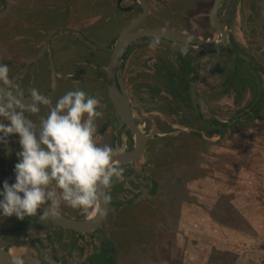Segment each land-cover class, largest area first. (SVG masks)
Wrapping results in <instances>:
<instances>
[{"label":"rangeland","instance_id":"1","mask_svg":"<svg viewBox=\"0 0 264 264\" xmlns=\"http://www.w3.org/2000/svg\"><path fill=\"white\" fill-rule=\"evenodd\" d=\"M186 2L190 1L151 0L149 24L157 23L162 27L186 30L196 34H199L201 27L203 29V25L206 24L208 25L206 30L210 28L211 35L218 39V32L213 25L210 26L207 16L211 3L191 6ZM28 4V0H0V63L8 65L9 75L13 82L17 83L18 79H29L30 69L34 67L35 78L39 81L35 88L44 93L43 89L50 84V81L42 76V70L46 67L47 71H50L52 92H55V89L62 92V89L67 87L66 84L68 85L70 80H73L78 84L82 82L79 88L83 87L82 90L88 94L104 95L105 72L110 54L107 55V52L99 51L89 45L79 34H73L79 36V42L77 40L72 45L69 42L70 38L63 36L67 33L62 31L59 32L53 47L55 50L56 42L62 38L61 43L65 45L64 50L59 53V50L53 51L51 48V52L44 56H35L37 51L36 49L30 50L31 43L23 37L20 40L21 36L28 38L29 31L27 29L28 32L25 33L24 25H27L25 21L24 24L19 22V18L22 22L23 15L21 17V14L17 15V8H21L25 13ZM223 13L230 33H233L241 41V47L246 48V51L264 67L263 1L239 0L231 18H228L229 7L227 5L223 7ZM90 15H84L82 18L86 20L91 17L90 22H92V19L97 17ZM129 18L116 26L112 21H109V24H103V17H100L97 20L99 24L96 23L94 30H90L92 28L90 26L87 29L88 21H85L86 34L90 31L87 39L107 46L115 34L120 32L122 25L129 22ZM40 19L41 26L51 25L48 15L41 14ZM72 22L71 19L70 23ZM72 28L76 26L73 25ZM16 38L22 43H16ZM151 40L135 43L130 53L131 63H127L126 66L127 78L131 79L134 75L142 73L146 65L154 71V64L159 63L161 56L166 55L165 50L175 51L184 46L176 42L161 40L157 49L153 51L148 46ZM230 49L228 46L212 54L208 64L202 60L197 70L199 84L194 85V89L198 92L197 104L200 102L199 104L204 108L199 107L197 113L204 116L206 111L207 114L210 111L213 119L226 120L236 126L229 128L222 135L214 133L211 143L206 138L205 141L203 137L195 134L202 128L191 114L193 109H190V112H182L185 119L181 123L187 126L188 130L193 128L196 131H183L178 127L177 116L170 115L171 113L169 116L161 113L166 110L171 111L168 109L173 108L165 93L162 92L161 101L163 102L159 103L157 100H142L141 93L133 90L134 95L130 98L133 100L135 118L143 131L146 132V127L149 129L146 133L149 137L151 156L161 159L163 155H173L174 160L169 162L170 165L165 164L161 172L160 170L156 172L161 184L158 197L159 208H156L157 210L152 208L154 210L152 212L148 210L141 212L146 221H152V225L150 224L147 228L149 234H146V247L140 248L141 252L133 255L129 261L122 260L118 264H190L192 256L186 244L193 242L194 238L198 240L200 236L202 237L204 216L212 219L214 227L219 226L223 229L221 232L214 231L210 238V241H214L211 244L212 260L206 264H264V110L261 112L264 104L262 108H259L257 104L258 91L263 88L262 83L264 84L262 74L264 71L261 69L260 72L256 71V78L253 72H255L257 63L253 64L242 59L243 66L250 70L256 82L255 85L246 82L242 84V87L238 86L231 73L238 57L234 50ZM225 52L228 61L215 67V60ZM69 61L73 63L70 69L73 73L81 76L84 72L81 76L84 78L82 81L76 78L57 80L59 72L66 73L62 64ZM211 66H213L212 70ZM210 73L213 78L205 82V77H208ZM42 111L44 112V109ZM107 112L110 119H113L114 115L110 112V106L107 107ZM115 119L119 124L117 116ZM238 122H244V124L237 125ZM18 139L16 134H12L7 144H0V182L4 183L7 180L11 184L15 179L16 153L20 151ZM127 140L128 138H125V141ZM141 164L138 165L141 166ZM147 178L150 180L153 177L148 175ZM149 183L150 181L144 180L143 184L146 189ZM0 185H2L0 188L2 190L3 184ZM144 195L145 193L135 202H140V198ZM155 199L152 197L149 200ZM113 216L115 220L112 219ZM120 216L121 214L111 215L109 222L119 221ZM129 216L132 221L136 218L133 225L142 226L136 214ZM236 229L237 233H242L246 239V241L243 239L239 245L234 235ZM221 234V238H226L227 241L221 243V238H219ZM205 236L206 233L203 237L204 241H208L209 238Z\"/></svg>","mask_w":264,"mask_h":264},{"label":"flooded vegetation","instance_id":"2","mask_svg":"<svg viewBox=\"0 0 264 264\" xmlns=\"http://www.w3.org/2000/svg\"><path fill=\"white\" fill-rule=\"evenodd\" d=\"M146 1L151 11V0ZM189 1L190 2H186V4L191 6H198L201 4L206 5L211 3L209 14L207 16L209 17L208 21L210 22V26H212L213 24L211 21L210 11L215 0ZM262 1L264 4V0ZM37 2L39 4L38 6L42 8L43 13L41 14L48 15L51 20V25L49 26V29L55 28L60 32L64 31L76 35L79 34L84 37L85 40L87 39L85 35H88L86 34L87 32L84 29L85 21H88V23H86L87 29L90 26L92 27L90 30H94L96 25L99 24L97 23V20H99L100 17H103V24L112 21L114 25L118 26L119 24L127 20V18H129L130 16L131 17L128 19L129 22L138 15H140L142 12L141 8L138 6L137 0H82V2L81 0H31V3L34 6L37 5ZM238 2L239 0H231L230 2L229 0H225L219 9V20L220 23L226 28L228 36L226 44L218 51L205 52L196 49L192 46H187L179 43L182 46L184 45L183 47H188L187 55L181 54L180 48H177L175 51L165 50L166 55L164 57L161 56L162 58L159 59L160 62L154 64V71L149 69L148 65H146V67L143 68L142 73H140L139 75L136 74L133 78L129 79L126 77L125 71L127 63H131L130 61L132 60V56H130V53L135 43L142 40H150L153 39V37L141 38L134 41L126 50L123 61L124 80L129 98L130 96L133 97V92L135 91L141 93V96H143L142 100H157L159 101V103H161L163 102L161 101L163 95L162 92L165 93V95L169 97H167V100H169L173 104H170L173 108L168 109L171 111L166 110L160 112L166 114L167 116H169V113H171L170 115L177 116L176 121H178V127L183 129V131L192 132L196 131V129L190 128V130H188L189 128L185 125H182L181 121L185 119V115H183L182 112H190V109H193V112H191V114L193 118L198 120V125L202 128L199 130V132L195 134H198L199 136L203 137V140H205L206 138L210 141V143L213 140L212 135L214 133L222 135L226 132V130H229V128H235V124H231L229 123V121L220 120L219 118L213 119L210 111H208V114L206 111V114L204 116L197 113L198 108L202 107V105L199 104L200 102L197 104V98L199 97L197 96L198 92H196V89H194V87L199 82L197 79V70L199 68V65H201L202 63V60H204L205 63L208 64V60L212 54L216 52L218 53L224 50V48H227L228 46H230V48L234 50L238 59L245 58L253 64L255 62L257 63H255L256 69L255 72H253V75L256 78V71L259 70L260 72V69L264 71V67L261 65V63L258 62L253 55L249 54L246 51V48H244L243 46L241 47V41L238 40L233 33H230L227 24L225 23V14L223 13V7L225 5H227L228 7H230L231 5L233 6L232 12H229L228 14V18H231L234 9L238 5ZM183 5H185V3H183ZM38 9L39 8L36 6L35 10H37L36 12L41 18V11H38ZM17 10L18 16L24 13L21 8H17ZM30 12H33V10L30 9ZM74 12L77 15L75 17L74 23L76 26H78V29L70 28L68 26V19L71 15H73ZM31 14L33 15V13ZM90 14H92L93 16H97L96 18L92 19V22H90L91 17L87 18L86 20L84 19V17L82 18V16H89ZM149 18L150 13L137 29L162 27L157 23L149 24ZM128 23L123 24L122 28L119 31H121L126 25H128ZM207 26L208 25L206 24L203 25V29L201 27L199 34L186 30L180 31H185L198 35L201 38L205 40H210L212 42L214 40H219V32V38L216 39L213 37V35H211L212 33L210 31V28L209 30H206ZM55 31H51L48 38L52 36ZM118 33H116L115 36ZM70 37L72 39H70L69 42L72 45L75 44V39L72 36ZM78 37L79 36H77V39ZM56 40L57 39H54L53 41L55 42ZM166 41L172 42L170 40ZM235 45H237V47H235ZM51 48L53 51L56 50H54L53 45ZM241 51L248 53L250 56L254 57L255 60L249 56L243 55V52ZM47 53L48 49L46 48L44 54ZM220 55L222 56H220L219 59L215 60V67L222 65L224 61H228L226 52ZM62 65H64L66 73H64V71L59 72L57 80H70L76 78L82 81V79H84L81 77L83 76L84 72H82L80 76L70 70L71 66L73 65L72 61L66 62ZM259 65L261 66L259 67ZM212 69L213 66H211V70ZM30 72L31 75L29 79L16 80V82L20 84L21 89L24 90L26 93L24 97L25 100H30V96L27 94V90L30 88H35V86L38 85L37 83L39 82L35 78L36 71L34 67L30 69ZM49 73L50 71L48 72L46 67H44L42 70V76L46 77V80L48 79L50 81V84L47 86L46 89H43L44 93L42 94L50 96L53 100V103H55L56 100L63 94H65L67 91L83 89V87L79 88L80 86H82V82L78 84L73 82V80H70L69 84H66L67 87H62L63 89L61 88L62 92L58 91L57 89H55V92H52L53 89L51 88V78H49ZM262 74L264 75V72ZM85 75L86 74H84V76ZM212 78L213 77L210 73L208 77H205V82L210 81ZM74 84L78 85L74 86ZM262 87L264 88L263 83ZM104 90L105 94L102 96H99L98 93H89L90 95L98 97L100 99L101 107L98 108V110L103 112V117L98 118L96 121L98 122V131L96 134V137L98 138L96 140L101 146L107 144L113 147L116 153L130 152L135 147L134 134L122 121L119 124L116 123L115 118L118 115V112L113 106L109 97L106 75ZM260 91L257 96V102H261V100L263 99L262 95L260 94ZM173 93H175L176 95H174ZM209 97L211 98V93L209 94ZM130 101L134 113V107L132 105L133 100L130 98ZM108 106H110L111 114L114 115L113 119H110L111 117L108 116ZM260 106L261 105L258 104V107ZM41 108L44 109V112L41 109L39 115L46 116L47 113L45 111H48L47 107L45 109V106H41ZM263 110L264 107L262 108L261 112H263ZM192 116L190 115V117ZM29 118H31L36 123L39 122V118L36 115H30ZM135 122L141 129V126L136 121V118ZM243 124L244 122H238L237 125ZM121 127L123 129H121ZM144 127H146V125ZM145 130L147 132L149 129L146 127ZM143 132L146 134V145L144 148V153L136 162L128 165H122L124 167V179L122 181L115 182L113 186L107 190L108 194L111 196V201L109 204H107V210L104 221L97 229L93 231H80L77 229L62 226L54 222L50 218L41 221L37 216L26 217L25 219L20 220L15 215H13L9 217L8 221L3 225V228L0 231V248L9 250L14 259L23 258L25 264H118L119 261L125 260L127 262L131 259L133 255H138L141 252L140 248L143 249L146 247V234H149V231H147L149 225L146 224L147 221L145 220V216L141 215V212L143 210H148L152 212L154 211L152 210V208L156 209L160 206L158 197L161 184L156 172L159 170L161 172V169L164 167L165 164L170 165L169 162L171 160H174L173 155H163L161 159H157L155 156H151V152L149 151V137L145 131ZM16 136H18V134H16ZM125 138H128V140L125 141ZM18 159L19 158L16 155V163L18 162ZM139 163H142L141 166L138 165ZM148 175H151L153 178L148 180ZM144 180L150 181L148 189H146L143 184ZM12 182L14 183L15 179H13ZM0 184H3V182H0ZM1 186L2 185H0V188ZM52 189L59 192V189H57L55 185H52ZM143 193H145V195L143 196V198H140V202H135V200H137L139 197H142ZM130 195L131 198H129ZM152 197L156 199L150 201L149 199ZM149 202H151V205L148 204ZM93 210L94 208L90 209L87 214H83L81 210L74 209L64 204L63 202L61 203V206L57 209L60 215L72 220H84L92 214ZM40 212L41 210H38V215L40 214ZM131 213L136 214L137 219H139L142 224L141 227L140 225L137 226L134 224L137 227L133 225L134 220L136 218H133L132 221V218L129 217ZM113 214H116V216L117 214H121V216L118 217L119 221L109 222V219ZM149 214V216H151V213ZM112 219L115 220V216H113Z\"/></svg>","mask_w":264,"mask_h":264},{"label":"clouds","instance_id":"3","mask_svg":"<svg viewBox=\"0 0 264 264\" xmlns=\"http://www.w3.org/2000/svg\"><path fill=\"white\" fill-rule=\"evenodd\" d=\"M160 43V34H155L148 46L155 51ZM180 52L187 55L188 47ZM9 73L8 65L0 63V144L18 134L21 150L16 153L15 182L5 180L0 190V214L20 220L38 216L43 221L58 215L62 202L83 214L98 207L101 197L109 204L107 190L124 179V167L113 147L96 140V121L103 117L100 99L77 89L53 103L50 96L30 88V100H25V91ZM41 106L47 107L46 116L39 115ZM30 115L38 116L39 122ZM100 214H106V208ZM13 264L25 261L15 258Z\"/></svg>","mask_w":264,"mask_h":264},{"label":"water","instance_id":"4","mask_svg":"<svg viewBox=\"0 0 264 264\" xmlns=\"http://www.w3.org/2000/svg\"><path fill=\"white\" fill-rule=\"evenodd\" d=\"M224 1L225 0H215L210 11L213 27L217 30V32H219L220 35L219 40H214L213 42L210 40H205L198 35L173 28L155 27L137 29L150 13V7L146 0H137L138 6L142 10L141 14L131 20L128 25H126L107 46L86 39V42L89 45L94 46L99 51L110 53V59L106 69V80L109 97L113 106L118 112V122L122 121L134 134V149L130 152L116 153L117 156L115 159H118L122 165H128L136 162L143 155L146 145V134L135 122L131 101L125 86L123 61L126 50L134 41L138 39L153 37L155 34H160L161 39L192 46L205 52L218 51L226 44L228 36L226 28L220 23L218 16L219 9ZM232 7V5L229 7L230 13L232 12ZM161 29H165V31L161 32ZM55 36L56 34H54L46 42V48L48 49V52H51V47L53 45L52 41ZM235 47H237V45H235ZM243 55L249 56L255 60L254 57L250 56L246 52H243ZM260 66L261 65H259V67ZM44 207H47V205ZM105 208L107 210V205H104L103 199L101 197V200L98 201V207H94L92 214L84 220H72L60 214L49 216L48 218L68 228H73L80 231H93L97 229L104 221L106 214L101 215L100 212ZM8 219L9 217H5L0 214V231ZM13 260L14 258L9 250L0 248V264H13Z\"/></svg>","mask_w":264,"mask_h":264},{"label":"crops","instance_id":"5","mask_svg":"<svg viewBox=\"0 0 264 264\" xmlns=\"http://www.w3.org/2000/svg\"><path fill=\"white\" fill-rule=\"evenodd\" d=\"M28 2H29L28 6H27L28 9H27V11L25 13H23V14L20 15V17L23 15V20L21 22V18H19V22L21 24L22 23L24 24V21L27 23V25H24V28L26 30V32H25L26 34L29 31V33H28L29 34V37H28L29 39L26 36H21L20 40L23 37L24 39H27V41H29L31 43L30 50L36 49V51H37V53L35 54V56H44L45 55L44 54L45 53V49H46L45 48L46 42L54 34H56V36L54 37V39H57L58 36H59V32L60 31H58L55 28L49 29V27H47L46 25H42L41 26L40 16H38V13L36 12L37 10H35V9H36V6H37L39 8L38 11H41L40 12V14H41V13H43L42 12V8L40 6H38L39 5L38 2L36 3L37 4L36 6H34L31 3V0H28ZM81 2H82V0H81ZM30 9H32L33 12H30ZM31 13H33V15ZM76 16L77 15L74 12L73 15H71L70 18L68 19V26L70 28H72V26L75 25L74 22H75V17ZM71 19L73 21L72 23H70V20ZM65 23H66V21H65ZM27 29H28V31H27ZM58 29H60V28H58ZM75 29H78V26H76ZM55 30H57V31H55ZM51 31L52 32L55 31V32L53 33L52 36H50L48 38V36L50 35ZM88 32H89L88 33V35H89L90 34V31H88ZM66 33L67 34L63 35L66 38L72 39L70 37V36H72L75 39V41H77L79 39V38L77 39V36L73 35L72 33H69V32H66ZM68 34L70 36H68ZM88 35H85L86 38L88 37ZM16 39H17L16 40L17 41L16 43L21 42L18 38H16ZM61 40H62V38H61ZM61 40H59L58 42H56V46H57L56 50H59L58 51L59 53L61 52V50H64L63 48L65 47V45H62ZM53 43H54V41H53ZM201 179H202V177H201ZM195 180H197V179L195 178ZM202 180H204V179H202ZM197 209L199 210L200 208H197ZM204 221L205 222H203V226H202V228H203L202 229L203 230L202 231V233H203L202 237L200 236V239H198V240L196 238H194L193 242H188L186 244V246H189V248H190L189 249V253L192 256V260H191L190 264H206L207 262H210V260H212L211 255H212V250H213L211 244L214 243V241H210V238L212 237V234L214 233V231H216V232L223 231V229L220 228L219 226L214 227V225L212 223V219L206 218V216H204ZM198 222L199 223H202L200 220H198ZM205 233H206V236L205 237L206 238H209L208 241L207 240L204 241V239H203ZM235 233L236 234H234V235L236 236L237 245H239L241 243V241H243V239H244V241H246V239L244 238V236H243L242 233H240V232H238L239 234L237 233V229H236ZM221 236H222V234L219 236V238H221ZM230 240H231V238H230ZM234 240H235V238H234ZM223 241L225 242V241H227V239L226 238H221V243Z\"/></svg>","mask_w":264,"mask_h":264},{"label":"trees","instance_id":"6","mask_svg":"<svg viewBox=\"0 0 264 264\" xmlns=\"http://www.w3.org/2000/svg\"><path fill=\"white\" fill-rule=\"evenodd\" d=\"M108 54H110V53H107V55ZM242 62H243L242 59H238L236 61V64L234 65V67H235L234 70L231 72L232 77L235 81V84H238V86H240V87H242V84H245L246 82H248L250 85L251 84L255 85L256 78L252 75V73L250 72V70L248 68L243 66L244 63H242ZM244 72H245V74H244ZM260 90L259 91H260V94L262 95L263 99L261 100V102H258L257 104L261 105L259 108H262V104H264V88L260 89ZM175 93H173V94L176 95ZM263 107H264V105H263ZM146 224L150 225L151 221H147Z\"/></svg>","mask_w":264,"mask_h":264}]
</instances>
